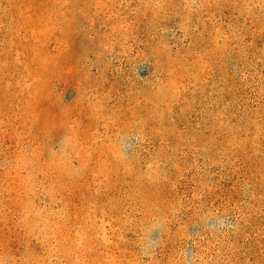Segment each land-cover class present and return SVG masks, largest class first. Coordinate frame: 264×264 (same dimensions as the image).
Returning a JSON list of instances; mask_svg holds the SVG:
<instances>
[{
  "label": "rangeland",
  "instance_id": "374dc122",
  "mask_svg": "<svg viewBox=\"0 0 264 264\" xmlns=\"http://www.w3.org/2000/svg\"><path fill=\"white\" fill-rule=\"evenodd\" d=\"M0 264H264V0H0Z\"/></svg>",
  "mask_w": 264,
  "mask_h": 264
}]
</instances>
